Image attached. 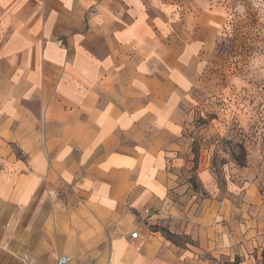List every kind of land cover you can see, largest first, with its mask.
Masks as SVG:
<instances>
[{"label": "crops", "instance_id": "0c3cea01", "mask_svg": "<svg viewBox=\"0 0 264 264\" xmlns=\"http://www.w3.org/2000/svg\"><path fill=\"white\" fill-rule=\"evenodd\" d=\"M232 1L0 0V264H257L264 200L183 175Z\"/></svg>", "mask_w": 264, "mask_h": 264}, {"label": "rangeland", "instance_id": "374dc122", "mask_svg": "<svg viewBox=\"0 0 264 264\" xmlns=\"http://www.w3.org/2000/svg\"><path fill=\"white\" fill-rule=\"evenodd\" d=\"M229 9L219 59L187 107L190 168L183 175L200 198L208 199L210 191L196 175L199 164L207 162L218 197L238 196L244 206L249 192L252 200H264V0H233ZM172 239L193 243L186 236ZM206 258L211 264L233 263ZM257 264H264V248Z\"/></svg>", "mask_w": 264, "mask_h": 264}, {"label": "built area", "instance_id": "2783aa9c", "mask_svg": "<svg viewBox=\"0 0 264 264\" xmlns=\"http://www.w3.org/2000/svg\"><path fill=\"white\" fill-rule=\"evenodd\" d=\"M48 195L50 197V200L53 203H57L61 199L59 193L56 192L55 190H50L48 192ZM149 213H150V211L146 210V214H149ZM137 237H138V234L136 232L132 234V238L136 239ZM67 262H68V258L67 257H62L59 260V264H66Z\"/></svg>", "mask_w": 264, "mask_h": 264}, {"label": "trees", "instance_id": "16d2710c", "mask_svg": "<svg viewBox=\"0 0 264 264\" xmlns=\"http://www.w3.org/2000/svg\"><path fill=\"white\" fill-rule=\"evenodd\" d=\"M168 238H169V239H172V238H173V236H172V235H170V234H168ZM230 264H241V262H240L238 259H236V260H235V262H233V263H230Z\"/></svg>", "mask_w": 264, "mask_h": 264}]
</instances>
